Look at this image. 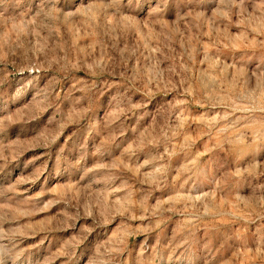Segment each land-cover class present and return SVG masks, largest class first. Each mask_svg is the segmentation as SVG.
<instances>
[{
    "label": "rangeland",
    "instance_id": "rangeland-1",
    "mask_svg": "<svg viewBox=\"0 0 264 264\" xmlns=\"http://www.w3.org/2000/svg\"><path fill=\"white\" fill-rule=\"evenodd\" d=\"M0 264H264V0H0Z\"/></svg>",
    "mask_w": 264,
    "mask_h": 264
}]
</instances>
